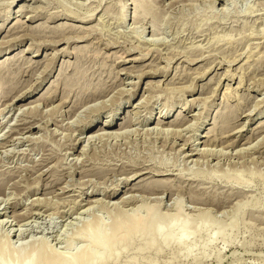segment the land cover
I'll use <instances>...</instances> for the list:
<instances>
[{
	"label": "rangeland",
	"instance_id": "1",
	"mask_svg": "<svg viewBox=\"0 0 264 264\" xmlns=\"http://www.w3.org/2000/svg\"><path fill=\"white\" fill-rule=\"evenodd\" d=\"M149 3L0 0V242L101 257L91 238L119 235L122 210L180 208L169 242L132 236L109 263L264 264V0ZM26 92V108L42 104L31 115L11 105ZM116 109L126 133L87 142L90 120L107 127ZM169 109L171 132L156 134ZM29 123L41 128L22 132ZM155 181L169 191L139 189ZM203 211L201 231L179 244L177 225L193 233Z\"/></svg>",
	"mask_w": 264,
	"mask_h": 264
},
{
	"label": "bare ground",
	"instance_id": "2",
	"mask_svg": "<svg viewBox=\"0 0 264 264\" xmlns=\"http://www.w3.org/2000/svg\"><path fill=\"white\" fill-rule=\"evenodd\" d=\"M20 1V0H19ZM23 1V0H22ZM135 8L143 5V4H147L149 2H152V0H132ZM150 4V3H149ZM145 5H143L144 7ZM27 6H19V9L16 11V14H23L25 13L27 10H25ZM138 12V10H137ZM72 38H67V40H70ZM31 97V94L29 92L23 93L22 95H20L19 97L15 98L13 100V102L11 103V105H19L22 104V106H20L19 109L17 110H23L26 108V106L28 105H23V102H26L27 100H30L29 98ZM50 98V97H49ZM43 102V101H42ZM46 102V101H45ZM4 102L1 101L0 98V114H3L7 109L4 108ZM3 105V106H2ZM10 105V106H11ZM32 105L28 108H26L25 112H23V114H33L32 112L36 109H38L40 107V105L42 104H37L35 106H33V104H29ZM8 106V105H7ZM14 106V107H15ZM139 107V106H138ZM41 108V107H40ZM6 109V110H5ZM119 109V108H118ZM118 109L115 110V113L112 117V119L109 121V123L107 124V127H103V124H105V122H103L102 124L96 125L94 126V123L96 120H90V122L88 124H90L88 126V129L91 130L92 132L90 133V135H88V137H86V141L87 142H92L95 139H102V138H117L119 136L124 135L125 130L123 129L125 126H129L130 124L132 125L131 121L129 123H123L120 127V129L118 131H116L115 129V121L117 119L118 116ZM5 110V111H4ZM100 109H97V111ZM96 111V113H97ZM92 112V111H91ZM99 112V111H98ZM170 109L164 113L163 111L160 112L159 118H158V122H157V126L154 127L153 131L156 134H168L171 132V129L169 127V129L164 128L165 124H169L165 121V119H168L171 115H170ZM95 113V111H94ZM92 113V115L94 114ZM135 114V113H134ZM88 117L89 119H91V116ZM165 119H163V117H165ZM107 120V119H106ZM150 120V118L146 117L145 121L148 122ZM179 120V119H178ZM87 121H89L87 119ZM94 121V122H93ZM125 124V125H124ZM182 124V123H181ZM178 125V124H177ZM95 127H98L97 130H94ZM21 128V127H20ZM19 128V129H20ZM41 127L37 124H33V123H29L27 126H25V128H22V132H26L29 134L34 133L36 130L40 129ZM115 128V129H114ZM18 129V128H17ZM82 130V129H81ZM84 130V129H83ZM197 130V129H196ZM195 129L193 130L194 132V138L197 140L199 139V136L197 134H195L196 131ZM150 131V130H149ZM174 131V129H173ZM177 131V130H176ZM179 132V130H178ZM177 132V133H178ZM18 130H17V134H18ZM22 135V134H20ZM159 136V135H158ZM161 136V135H160ZM120 138V137H119ZM178 138V137H177ZM186 138V137H185ZM118 139V138H117ZM78 140V139H77ZM184 140V139H183ZM85 141V142H86ZM78 143L73 144L74 146H77L79 143H81V140L77 141ZM167 142V141H166ZM191 143V142H190ZM174 145V144H173ZM176 145V143H175ZM186 147V145H185ZM76 148V147H75ZM192 148V147H191ZM85 149V148H84ZM184 149V148H183ZM205 151V150H204ZM85 152V151H84ZM200 152V151H199ZM83 154V153H82ZM85 154V153H84ZM190 155V153H189ZM188 155V156H189ZM199 154H197V152L195 151H191V155L190 158H195L196 156H198ZM200 157V156H199ZM197 161V160H196ZM147 168V167H146ZM149 168V167H148ZM129 170V169H128ZM130 171V170H129ZM147 171V170H146ZM145 171V172H146ZM144 170L138 172L134 177H137L136 179H140L142 177H144L145 175L150 174V172L148 173H143ZM135 174V173H134ZM165 175V174H163ZM151 177V176H150ZM133 179V178H132ZM126 180V179H125ZM143 181V180H142ZM141 181V182H142ZM140 182V180H139ZM156 182V181H155ZM161 182V181H160ZM152 183V182H151ZM149 184V183H147ZM145 185L144 189L143 188H139L141 189L143 192L145 193H158L160 192V190H167L168 187H166L165 182L159 183L156 182L155 184H151L150 186ZM168 184V183H167ZM170 184V183H169ZM119 186V185H118ZM170 186V185H169ZM137 187V186H136ZM139 187V186H138ZM173 187V186H171ZM169 187V188H171ZM129 188V187H128ZM176 188V187H175ZM136 189V188H135ZM174 189V188H172ZM128 190V189H127ZM134 187H131L129 189V191H133ZM173 191V190H172ZM164 194V193H163ZM108 196V195H107ZM116 196V194H112L109 195L108 197L110 199H114V197ZM133 196V195H131ZM129 197V196H128ZM124 198V197H123ZM132 198V197H131ZM124 200V199H123ZM91 201V200H90ZM99 201V200H97ZM134 199L131 200H125L123 202V204H132L134 203ZM110 202V201H109ZM37 203V202H36ZM92 203V202H91ZM98 203V202H97ZM119 203V202H117ZM204 203V202H202ZM256 203H260L259 199L256 201ZM35 204V203H33ZM38 204V203H37ZM36 204V205H37ZM85 204V203H84ZM115 205V204H114ZM257 205V204H256ZM39 206V205H38ZM40 207V206H39ZM179 207V206H178ZM242 207V206H241ZM139 207H135L134 210L132 211H126V210H122V219L119 220L118 222H116V224L113 226V231L116 233H119V235H113L111 237L106 236L107 238L104 239V241H100L98 238L93 237L91 238V242L92 244H94V246L98 247V248H105L106 247V251L105 254L103 256H99L93 249L88 251H84L81 253H77V255H75L73 258L69 257L66 258L64 256H61V254L59 255L52 247L49 246L48 243L42 241L40 239V241L37 242H33L29 243V245L32 246V251H30V253L28 255H23L25 254L23 251H12L13 249L11 248V243L10 241H8L7 243L4 242H0V264H36L35 262V258L37 257L38 259V263L37 264H108L109 263V259H114L118 260V252L119 250H115L116 247H119L120 245H124L125 249L123 251V253L130 247V240L133 239L134 237L137 236L141 237L145 243L148 242V246H153V244L156 243H162V242H169L168 240V235L170 234L171 231V222L169 221H173L175 219H177V215L181 212L180 208H178V212L176 214L173 215H169L166 214L165 215H160L159 218H156V212L152 213L147 211V215L146 216H142L140 214L141 210ZM240 209V208H239ZM89 210V208H88ZM91 210V208H90ZM208 212H202L200 214V216L198 217L200 220L197 223V225L194 227V232L191 233L188 229V226L186 225L185 221L179 223V225H177V242L180 243H184V242H188V240H186L185 238H190L192 237V235H196L201 231V227L203 226L202 223L208 218L207 216ZM22 215V214H21ZM33 215V214H32ZM169 215V216H168ZM24 216V215H23ZM27 216V215H26ZM3 217L5 218H9V216L6 214V212L3 214ZM20 218V217H19ZM25 218V217H24ZM27 218V217H26ZM30 218V217H29ZM22 220V219H21ZM24 221V220H23ZM28 221V220H27ZM9 225L10 222L9 220L7 221V219L0 221V226L4 225V224ZM12 226V225H11ZM21 232V231H20ZM215 232H218V230L216 229ZM95 233V232H94ZM181 233V234H180ZM93 234V233H92ZM217 234V233H216ZM133 236V238H132ZM8 237V235H7ZM6 237V238H7ZM109 237V238H108ZM5 238V239H6ZM10 237L7 238V240ZM105 238V237H104ZM140 238V239H141ZM2 241V240H1ZM133 241V240H132ZM37 243V244H35ZM133 245V244H132ZM131 245V246H132ZM155 245V244H154ZM71 246V245H70ZM9 248V249H8ZM23 248V247H22ZM27 249V248H26ZM121 249V248H120ZM130 249V248H129ZM25 250V249H24ZM87 250V249H86ZM112 251V252H111ZM143 251V250H141ZM127 253V251H126ZM144 254V253H143ZM65 255V254H64ZM66 256V255H65ZM10 260L8 261L7 259ZM112 262V261H110ZM119 262V261H118ZM127 263V262H126ZM138 263V261L136 260V258L134 257L131 261L128 262V264H136ZM110 264V263H109ZM114 264V263H113ZM139 264V263H138Z\"/></svg>",
	"mask_w": 264,
	"mask_h": 264
}]
</instances>
